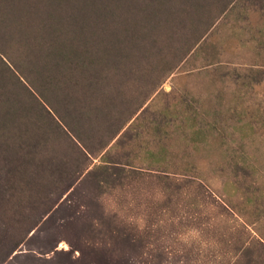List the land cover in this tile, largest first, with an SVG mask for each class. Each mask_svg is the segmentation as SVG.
I'll list each match as a JSON object with an SVG mask.
<instances>
[{
	"label": "rangeland",
	"instance_id": "obj_1",
	"mask_svg": "<svg viewBox=\"0 0 264 264\" xmlns=\"http://www.w3.org/2000/svg\"><path fill=\"white\" fill-rule=\"evenodd\" d=\"M0 264H264V0H0Z\"/></svg>",
	"mask_w": 264,
	"mask_h": 264
},
{
	"label": "trees",
	"instance_id": "obj_2",
	"mask_svg": "<svg viewBox=\"0 0 264 264\" xmlns=\"http://www.w3.org/2000/svg\"><path fill=\"white\" fill-rule=\"evenodd\" d=\"M50 27H48V25H47V23H44L41 27L39 26L38 28L40 29V31L39 32H32V33H30L29 34V36H28V38H27V41H26V49L28 50V51H33V50H35L36 48L37 49H39V51H43V49H44V47L45 46H49V45H51V43L52 44H54V47L52 48L53 50L52 51H50L51 53H54V54H56V53H58V51L57 50H55V49H57L58 47H60L61 45H59L58 43H59V40H58V42L56 43V41L55 40H53V38L52 39H48L47 40V42L46 43H42L41 41H43L42 40V38H41V36H40V34H41V32H45L47 29H53L55 26L53 25V28H52V26L51 25H49ZM42 30V31H41ZM55 32H57L58 33V28L56 27L55 29ZM55 39H57L56 37H55ZM41 44H43V45H41ZM48 44V45H47ZM58 45V46H57ZM33 49V50H32ZM79 54H81L80 52H79ZM73 69V68H72ZM83 69V68H82ZM84 70H86V69H84ZM65 74H66V72H64L63 73V75H64V77H65ZM80 79H74L73 80V77H70V78H66V80H63V84L65 85L64 87V89H66V90H68V89H72V94H74L75 93V91H77V90H86V89H88L89 88V82H86V80L85 81H83V80H81V81H79ZM91 85V87H90V89H92L93 90V85L94 84H90ZM78 88V89H77ZM71 94V95H72ZM69 95V94H68ZM147 96V95H146ZM72 97H70L69 99H71ZM143 98V97H142ZM147 98V97H146ZM68 100V99H67ZM143 100L145 101V100H147V99H145V97H144V99H142V101H141V99L139 98L138 99V103L139 102H143ZM69 101H72V100H69ZM115 104L114 103H112V104H109V105H105V110H106V112H107V109H109L110 107H113V108H115ZM128 107V104L126 103V101H124V102H122V108H125V111H123L122 113L120 112V117H118V118H116L115 119V123H113V126H116V127H118L119 128V126H121V124H123V122H124V120H125V117L126 116H124L123 114L125 113V112H127L126 110H129V109H126ZM129 108V107H128ZM110 111V110H109ZM48 114H49V112H48ZM50 115V114H49ZM109 115V114H108ZM51 116V115H50ZM111 119V118H110ZM109 119V120H110ZM34 123V122H33ZM35 124H38V123H35ZM34 125V124H33ZM54 126V121H53V118L49 121V122H46V124H42L41 123V125H38V126H36V125H34V127H36L35 128V130H44V132H45V134L47 135L48 134V132L50 131V129L52 128ZM53 130H54V127H53ZM47 137H48V135H47ZM46 139V138H45ZM35 154V151L34 150H30L29 151V153H28V155H30V156H32V155H34ZM31 159H35V158H31ZM29 164H31V163H29ZM31 169V168H30ZM28 170V173L31 171V170ZM189 186H191L192 188H194V190H196V192H198V194L200 193L201 195H202V198H203V200L206 202V199H207V196H206V193L207 192H205V190H204V192H203V186L201 185V184H195V182L194 181H190L189 182V184H188ZM194 185L196 186V187H194ZM199 189H201L202 191H200ZM195 193V192H194ZM196 194V193H195ZM222 208H223V206H222ZM225 209V208H224Z\"/></svg>",
	"mask_w": 264,
	"mask_h": 264
}]
</instances>
